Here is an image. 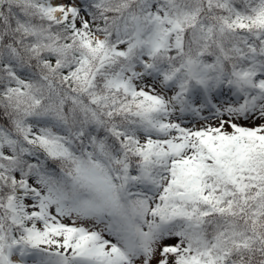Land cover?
<instances>
[{"label":"snow or ice","instance_id":"1","mask_svg":"<svg viewBox=\"0 0 264 264\" xmlns=\"http://www.w3.org/2000/svg\"><path fill=\"white\" fill-rule=\"evenodd\" d=\"M0 264H264V0H0Z\"/></svg>","mask_w":264,"mask_h":264}]
</instances>
